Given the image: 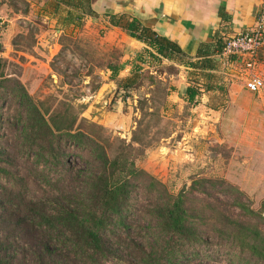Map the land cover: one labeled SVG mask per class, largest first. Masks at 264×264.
Listing matches in <instances>:
<instances>
[{
    "label": "trees",
    "instance_id": "trees-1",
    "mask_svg": "<svg viewBox=\"0 0 264 264\" xmlns=\"http://www.w3.org/2000/svg\"><path fill=\"white\" fill-rule=\"evenodd\" d=\"M5 1L20 2L27 11L25 0H0V7ZM11 7L17 12L15 3ZM35 17L53 20L61 34L69 26L81 28L85 18H101L105 28L142 43L125 77H118L123 62L103 67L123 99L144 80L152 95L163 90L157 77L163 65L169 73L180 65L200 73L201 86L210 90L209 72L224 56L225 41L189 56L139 18L98 15L89 0H43ZM6 64L0 58V100L12 107L11 113L0 112V264H264V198L252 210L238 200L235 187L224 185L235 215L205 199L221 181L195 180L191 186L202 188L196 203L187 189L171 194L135 166L140 144L149 143L140 142L139 125L130 138L137 147L110 144L90 131L99 128L80 119L70 104L33 100L7 76ZM200 91L198 82L187 84L185 101ZM146 99H137L142 117L154 115L145 111Z\"/></svg>",
    "mask_w": 264,
    "mask_h": 264
},
{
    "label": "rangeland",
    "instance_id": "rangeland-1",
    "mask_svg": "<svg viewBox=\"0 0 264 264\" xmlns=\"http://www.w3.org/2000/svg\"><path fill=\"white\" fill-rule=\"evenodd\" d=\"M25 2L27 11L17 1H5L0 7V58L7 62V76L16 78L33 100L44 106L53 99L70 104L80 119L99 128L90 131L110 144L123 142L137 147L130 138L139 125L140 142L149 143L140 144L135 166L173 195L187 189L190 201L196 203L202 188L191 186L195 180L221 181L222 185L206 191V200L218 201L236 215L232 194L222 188L230 185L241 193L240 202L252 210L259 208L264 198V85L256 93L245 90L243 62L231 72L228 70L233 71V66L227 57L218 58L215 70L209 72L211 89L207 91L201 86L205 79L200 73L181 65L169 73L163 65L157 76L163 90L152 95V86L144 80L123 99L103 70L108 61L123 62L122 77L129 73L133 56L127 54L119 34L105 29L101 18H86L81 28L61 34L49 20L35 19L43 0ZM14 3L17 12L11 7ZM254 63L251 70L264 84V63ZM218 78L225 81L218 84ZM107 81L114 88L99 93ZM195 82L200 95L188 103L184 88ZM218 86L220 90L215 89ZM164 89L167 94L162 97ZM139 97L150 98L144 109L154 115L141 116ZM8 105L7 100H0L2 115L11 113ZM70 160L78 165L74 158Z\"/></svg>",
    "mask_w": 264,
    "mask_h": 264
},
{
    "label": "crops",
    "instance_id": "crops-1",
    "mask_svg": "<svg viewBox=\"0 0 264 264\" xmlns=\"http://www.w3.org/2000/svg\"><path fill=\"white\" fill-rule=\"evenodd\" d=\"M89 5L98 15L107 12L135 16L155 33L174 42L187 55L193 56L202 50L210 52L216 40L225 41L249 30L254 25L259 0H89ZM49 21L54 24L53 20ZM103 24L105 26L106 23ZM105 29L121 36L120 41L127 54L133 56L143 47L142 43L125 36L114 27ZM218 58L215 59V68ZM227 60L233 66V71H228L234 72L242 62L244 66L246 58L230 56ZM254 60L256 63H264V44L254 55L252 67L255 65ZM244 71L245 75L250 72L258 76L251 69L245 68ZM118 77H122L121 72ZM218 79V84L225 81ZM113 88L114 84L107 81L98 91L111 92Z\"/></svg>",
    "mask_w": 264,
    "mask_h": 264
},
{
    "label": "built area",
    "instance_id": "built-area-1",
    "mask_svg": "<svg viewBox=\"0 0 264 264\" xmlns=\"http://www.w3.org/2000/svg\"><path fill=\"white\" fill-rule=\"evenodd\" d=\"M263 43L264 0H259L254 25L249 30L227 38L222 48V55L245 57L246 61L244 62V66L250 70L252 68L253 57ZM245 76L244 88L248 92L256 93L263 87V80L259 76L250 72H247Z\"/></svg>",
    "mask_w": 264,
    "mask_h": 264
}]
</instances>
